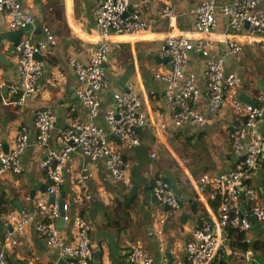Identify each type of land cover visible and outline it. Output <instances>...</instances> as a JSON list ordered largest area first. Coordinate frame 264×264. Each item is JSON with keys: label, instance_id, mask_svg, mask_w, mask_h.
Instances as JSON below:
<instances>
[{"label": "crops", "instance_id": "0c3cea01", "mask_svg": "<svg viewBox=\"0 0 264 264\" xmlns=\"http://www.w3.org/2000/svg\"><path fill=\"white\" fill-rule=\"evenodd\" d=\"M205 1L208 0H130L129 11H137L147 29L102 38L92 12L93 0H19L22 10L33 14L37 20L31 39H42L44 27H48L56 39L53 49L38 57L42 77L35 93L21 105L14 104L16 96L10 93V87H16L19 82L15 43L8 39V35L16 32L8 29L4 15L0 14V142L3 150L8 152L13 147L20 128L28 132V146L21 156V174L0 176V252L11 264H21L22 259L34 264H60L61 261L65 264L57 249L46 246L34 228L39 220L34 211L35 203L47 195L49 186L39 166L46 151L37 146L34 117L43 109L55 113L56 124L46 150L62 151L64 145L57 138L69 124L68 114L79 122L90 120L88 109L76 97L74 90L78 80L69 60L74 57L81 64H87L103 41L110 52L104 65L106 84L99 95L100 109L94 124L107 133L104 116L114 105L113 95L131 91L141 100L140 111L146 116V125L138 130L140 144L136 147H127L108 136L112 151L131 165L127 175L129 185L114 181L103 159L92 161L79 151L66 157L60 195L63 194L64 201L70 205L71 214L81 216L90 228L91 264H120L134 246L150 254L153 264H159L162 259L169 264L183 262L192 230L204 223L212 226L221 241L211 264H264V222L251 218L249 230L241 233L242 241L238 243L237 234L228 236L226 229L218 224L216 205L208 200L209 191H197L203 175L227 172L242 156L232 153L230 136L244 119L234 112L230 102L232 99L241 102L245 97L255 101L263 94L264 39L241 37L240 53L231 55L222 40L232 32L225 27L226 19L216 15L217 29L209 36L214 46L208 59L222 60L226 73L236 74L241 82L226 93V102L213 114L204 80L207 59L194 54L189 56L185 75L195 78L199 97L194 107L206 120L203 128L174 124L164 98L166 83L159 78L170 69L164 50L165 39L169 35L199 38L193 11ZM166 6L173 9V28L159 14ZM244 29L247 31V26ZM24 36L29 33H23L21 38ZM258 133L264 147V115ZM84 172L91 173V177L82 189L75 181ZM156 179L170 184L180 203L178 211L163 224L160 221L165 218L166 209L152 194ZM244 182L255 191L257 204L264 208V155ZM240 202L242 211H248L245 197ZM23 213H30L34 224L14 236L15 246L5 245L4 236L12 233ZM56 228L64 242H74L70 229L69 232L62 229L59 222Z\"/></svg>", "mask_w": 264, "mask_h": 264}, {"label": "built area", "instance_id": "2783aa9c", "mask_svg": "<svg viewBox=\"0 0 264 264\" xmlns=\"http://www.w3.org/2000/svg\"><path fill=\"white\" fill-rule=\"evenodd\" d=\"M92 9L95 24L102 38L111 34L128 35L141 33L147 29V24L137 11H129L130 0H93ZM0 14L4 15L7 27L13 32H25L28 26L29 36L20 39L15 48V60L18 67V85L10 87V93L16 96L14 104H23L27 97L34 94L37 84L42 77L40 62L35 58L49 53L56 44V39L48 27L41 30L42 39L32 40L35 33L36 17L23 11L19 0H0ZM168 20L173 28L175 16L171 6H166L159 12ZM216 15L226 19L225 27L232 32L230 37H224L223 42L231 55H238L243 42L241 37L264 39V0H208L198 5L193 11L195 32L199 38L190 39L185 36H171L165 39L164 50L168 57L169 72L159 78L166 83L164 98L166 107L172 113L176 126L190 125L194 128L206 126L205 118L195 109L194 103L199 97V91L193 75H185V67L189 56L194 54L207 59L204 72L206 97L213 114H216L226 102V93L237 87L241 80L236 74H227L222 60H209V52L214 41L209 38L217 29ZM247 26V31L244 29ZM109 46L100 42L92 53L87 64H81L74 57L69 65L75 72L78 85L75 88L76 97L89 111L90 120L79 122L70 114L68 126L60 133L57 141L64 145L60 152L46 150L50 133L56 124V115L50 109L39 110L35 113L34 129L36 142L40 149L46 151L45 158L40 162V168L45 172L49 181L47 195L40 197L34 206L39 217L35 223L38 238L46 246L56 248L59 258L65 264H91L92 252L89 244L90 228L87 222L77 215H72L70 205L65 201L58 205L62 186L64 184V165L69 153L79 151L92 161L103 159L105 167L112 179L118 183L129 185L127 177L131 167L123 157L112 151L108 136L120 141L127 147L140 144L138 130L146 125V116L140 111L141 100L131 91L119 92L113 95L114 105L105 113L104 119L108 132L94 124L100 109V92L105 87L104 65L108 61ZM2 85L0 77V86ZM258 106L252 107L237 99L231 100L235 113L241 115L244 123L231 133V149L235 156H240L233 167L216 176L203 175L199 179L197 191L208 192V200L216 205L218 224L222 229L230 227L241 233L249 230L250 219L264 222V208L257 204V195L245 184L248 175L257 168L264 147L261 142L258 125L264 115V93L255 99ZM28 146V132L20 128L13 147L5 152L0 142V176L22 172L21 156ZM91 173L84 172L76 179L78 188L85 189L86 181ZM152 194L156 202L166 209L165 218H171L180 207L179 200L170 184L163 180L153 181ZM54 199L51 204L48 198ZM245 197L248 211L241 208V198ZM62 222V229H69L74 238L73 243H66L60 238L57 222ZM34 224L30 213H23L15 222L12 233L4 236L7 246H15V235L21 234ZM157 236L160 232L156 233ZM220 239L215 235L212 226L204 223L191 232V239L185 247L186 258L183 262L172 264H211L219 250ZM0 264H11L0 252ZM21 264H34L26 259ZM120 264H153L152 257L144 249L134 246L126 259ZM159 264H169L162 259Z\"/></svg>", "mask_w": 264, "mask_h": 264}, {"label": "water", "instance_id": "95a60500", "mask_svg": "<svg viewBox=\"0 0 264 264\" xmlns=\"http://www.w3.org/2000/svg\"><path fill=\"white\" fill-rule=\"evenodd\" d=\"M29 30H31L30 26H28L26 28L25 32H16V33H13L11 35H8V39L15 43L14 47H17L18 44H19V41H20V39H21V37L23 35V33H25V34L29 33ZM37 32L40 33V30L37 29ZM38 57H39L38 55L35 56L36 59H38ZM166 60L168 61V59H166ZM261 91H262V93H264V89H262ZM241 102H243L246 105H250L252 107H257L258 106L256 101L248 99L247 97H245V99H243V101H241ZM134 189H135V187L133 188V191H134ZM47 190H48V187H47ZM63 197H64V195L62 194L61 198L58 200V205H60V206H62V204L64 203V198ZM53 202H54V199L51 198L50 203L52 204ZM59 223L62 224L61 221ZM60 264H63V262L61 261Z\"/></svg>", "mask_w": 264, "mask_h": 264}, {"label": "trees", "instance_id": "16d2710c", "mask_svg": "<svg viewBox=\"0 0 264 264\" xmlns=\"http://www.w3.org/2000/svg\"><path fill=\"white\" fill-rule=\"evenodd\" d=\"M225 229H226V233H227L228 236L231 235V234H237L236 240L239 241L238 243H240L242 241V234H241V232H239L237 230H234V229H232L230 227H226ZM243 249H245L244 246H243Z\"/></svg>", "mask_w": 264, "mask_h": 264}]
</instances>
